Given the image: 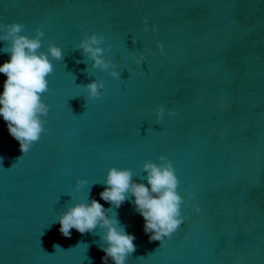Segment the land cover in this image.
<instances>
[{"label":"water","instance_id":"95a60500","mask_svg":"<svg viewBox=\"0 0 264 264\" xmlns=\"http://www.w3.org/2000/svg\"><path fill=\"white\" fill-rule=\"evenodd\" d=\"M11 23L29 37L41 28L40 51L59 46L64 60L52 61L46 131L26 154L0 116V264H103L100 237L63 236L59 215L91 199L111 208L99 195L108 170L130 169L147 186L142 166L161 155L187 219L150 241L130 197L114 209L135 236L126 264H264V0H0V24ZM85 33L105 37L121 79L77 63ZM9 60L0 52V65ZM94 79L104 88L92 100L82 86Z\"/></svg>","mask_w":264,"mask_h":264},{"label":"clouds","instance_id":"9594fccd","mask_svg":"<svg viewBox=\"0 0 264 264\" xmlns=\"http://www.w3.org/2000/svg\"><path fill=\"white\" fill-rule=\"evenodd\" d=\"M24 29L25 26L21 23L0 24V33H3L0 35V41L5 42L0 52L10 54V60L0 65V73L7 77L3 92L0 93V116L7 123L10 135L19 142V150L23 155L46 131L44 128L46 120L42 117H47L50 106L44 103L41 97L49 91L47 77L54 70L52 61L64 60L59 46L49 44L47 52L40 51L42 37L45 35L41 28L35 29L33 37L21 34ZM143 31H149L147 17L143 20ZM151 31H156L155 25H152ZM104 40L103 35L85 33L74 49L82 50L81 54L85 59L77 63L87 64L86 59H90L93 62L91 65L93 69L106 71L113 79H121V72L116 70L117 65L111 59L104 58L106 49L101 47ZM132 43L135 44V41L132 40ZM157 47L163 54V45L157 43ZM108 50H111V45L108 46ZM144 61L143 53L133 58V63L137 65L143 64ZM84 71L88 73V68ZM82 87L87 92L88 99L95 100L103 95L102 80L94 79ZM165 112L163 106L157 107L155 111L157 124ZM167 115L176 116L177 113L168 109ZM158 160L160 163L148 161L142 166V172L146 173L144 179L147 186L145 183L135 182L130 169L111 167L102 183L106 187L99 195L112 207L106 209L95 199L67 206V211L58 217L60 233L70 237L73 228L81 234L94 233L102 241L98 247L105 253L102 257L103 264H108L109 258L114 264H126L128 257L136 251L133 243L135 236L126 232L114 209H118L126 200L134 197L131 202L144 218V232L149 234V240L160 241L162 244L165 238L170 239L187 217L181 215L184 200L177 191L180 181L172 161L163 155L159 156ZM87 185V180L80 179L76 182V190L79 191ZM188 196L189 199L193 198L192 193H188ZM71 198L73 199L72 196ZM195 211L200 212L199 206H196ZM97 229L102 232H97ZM54 247L60 248L59 245Z\"/></svg>","mask_w":264,"mask_h":264}]
</instances>
